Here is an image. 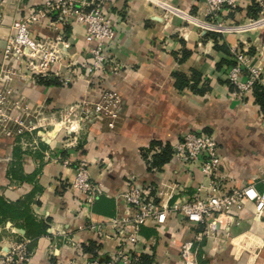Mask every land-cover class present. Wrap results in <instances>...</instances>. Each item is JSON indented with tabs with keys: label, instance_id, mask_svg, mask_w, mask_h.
Returning a JSON list of instances; mask_svg holds the SVG:
<instances>
[{
	"label": "crops",
	"instance_id": "crops-1",
	"mask_svg": "<svg viewBox=\"0 0 264 264\" xmlns=\"http://www.w3.org/2000/svg\"><path fill=\"white\" fill-rule=\"evenodd\" d=\"M45 1H9L0 28V47L12 35L13 22L35 12ZM77 1L101 8L114 22L116 37L111 43L110 64L117 61L121 69L107 73L103 87L124 99V114L114 131L91 123L75 135V141L66 143V135L61 133L56 140L46 142L45 148L39 145L36 150L32 142L37 135L28 138L31 147L18 139L0 137V195L18 201L33 193V219L46 226L30 243V264H85L89 259H111L120 241L107 237L113 231L94 232L90 226H104L124 214L117 198L129 188L132 176L153 187L161 182L175 184L179 191L176 198L191 196L198 184L209 182L199 170L184 172L172 159L162 170L149 171L141 151L152 142L171 145L190 131L213 134L224 161V191L250 183L260 191L264 189L260 180L264 175V114L252 94L244 102L233 97L234 91L224 78L229 67L226 61L231 62V57L215 46L218 41L219 46L225 44L230 50L243 47L253 56L264 46V23L249 24L250 29H243L247 32L221 34L203 29L224 30L204 23L205 0ZM156 3L170 11L169 18ZM254 5L260 8L258 17L263 16L256 0H242L235 9L223 12L221 22H249ZM49 22L42 19L33 25L32 36L40 40L56 36ZM65 33L72 44L70 57L79 63L74 84L60 81L66 70L58 64H53L45 77L21 66L13 85L14 100L42 107L47 113L84 99L98 100L97 89H90L85 81L84 65L91 60L85 27L75 23L66 27ZM185 77L194 80L187 85ZM40 80L56 81L59 86H44ZM64 160L70 164L64 165ZM83 160L90 164L92 179L103 186V194L95 203L104 199V207L98 205L101 213L95 212L96 205L89 207L72 186L75 167ZM13 174H22L25 179ZM238 219L239 225L218 251L212 249L210 241L197 244L201 264H264V213H257L248 203ZM199 231L174 214L162 226L149 223L142 227L135 248L137 264L143 255L149 256L152 264L177 262L182 243ZM90 244L92 251L86 252ZM8 248L7 242L0 240V252L6 253Z\"/></svg>",
	"mask_w": 264,
	"mask_h": 264
},
{
	"label": "built area",
	"instance_id": "built-area-1",
	"mask_svg": "<svg viewBox=\"0 0 264 264\" xmlns=\"http://www.w3.org/2000/svg\"><path fill=\"white\" fill-rule=\"evenodd\" d=\"M9 1L0 0V28L4 24V8ZM241 1L205 0L207 22L204 23L223 27L224 30L203 29L222 34L246 31L238 29L241 26H228L221 22L223 12L235 9ZM256 2L264 10V0ZM263 18L264 15L258 20ZM42 19H50L49 26L55 28L56 36L41 40L32 36V26ZM256 21L250 20L245 26ZM75 23L85 27V42L91 57L90 62L84 65L85 81L90 89H97L98 100L92 102L84 99L52 113H47L42 107H33L24 100H14L13 85L21 66H25L33 75L45 77L51 66L58 64L60 69L66 70L65 77L60 81L66 85L74 84L75 68L79 63L70 57L72 44L66 37L65 28ZM11 29L12 35L0 47V137L18 139L22 145L31 147L28 138L37 135L36 141L32 142V148L36 150L40 143H50L61 133H65L66 143L72 139L75 141V135L91 123L111 131L117 128L124 114L125 102L117 92L103 87L105 75L121 69L117 61L110 64L111 43L116 37V27L106 12L91 4L79 5L77 0H47L35 12L18 17ZM231 52L233 65L225 69L224 78L235 87L233 97L244 102L256 83L264 86V46L253 56L243 47L233 48ZM15 63L19 66L15 67ZM49 126L52 128L50 131ZM39 128L42 130L38 131ZM171 150L172 160L177 161L184 172L197 169L209 182L198 184L191 196L176 198L179 191L175 184L161 182L153 187L138 182L132 176L129 188L117 198L125 208L124 214L114 217L104 226L94 223L90 226L94 232L113 231L112 236L106 233L107 237L119 240V247L111 259H89L85 264H137L135 248L140 242L142 227L151 222L162 226L172 214L200 229L196 237L182 243L180 258L173 264H201L198 260V243L210 241L212 249L218 251L220 245L231 237L233 228L239 225L238 214L248 203L254 205L257 213H264V189L258 190L255 184L224 191L227 184V180L221 176L224 161L213 134L190 131L172 143ZM159 152L156 149L152 154ZM151 157H148L146 164L148 169L156 172L158 169L151 167ZM63 163L69 165L70 161L64 160ZM260 180L264 184V175ZM72 186L84 197L89 207L103 194L102 184L92 179L90 164L85 160L75 167ZM6 229L17 240L7 242L9 248L3 254V259H6L7 264H30L31 240L25 238V231L14 228L11 223L7 224Z\"/></svg>",
	"mask_w": 264,
	"mask_h": 264
},
{
	"label": "trees",
	"instance_id": "trees-1",
	"mask_svg": "<svg viewBox=\"0 0 264 264\" xmlns=\"http://www.w3.org/2000/svg\"><path fill=\"white\" fill-rule=\"evenodd\" d=\"M251 11H253L252 14L249 13V15H251V18L253 19L258 18L259 16L258 13L260 12V8L258 7V5H254L253 7H251L250 12ZM211 36H213L215 39L217 38V35L212 34ZM215 46L218 50L223 51L227 56L231 57L230 60L231 62L229 61L226 62L228 66H232L233 61H232L231 50L227 48L225 44L219 46L218 41H216ZM176 77H178V80H180V75H177ZM185 79L188 85L194 80V77H192L191 79L185 77ZM39 83L44 86H59V83L56 81L40 80ZM225 83L229 86L231 91L235 90V87L232 86L228 81H226ZM251 94L255 99V103L260 107L261 112L264 114V86H262L260 83H256L252 89ZM40 145L43 146V148H45L46 143L42 142L40 143ZM156 149H159L160 152L152 154L153 151H155ZM141 153L146 163L148 161V157L151 155L152 156L151 167L157 168L158 170H162V168L166 164H168L172 159L171 145L170 144L164 145L161 142H152L151 146L148 149L145 150L143 149ZM148 170L151 171L150 168ZM13 177L19 178L21 180L25 179L22 174H13ZM32 198H33V193L28 195L24 199H20L18 201H11L8 200L5 196L0 195V229L5 228L8 223H11L14 228L23 229L25 231V238L31 241L40 232L45 231L46 226L37 223L33 219L34 216L32 214V209H31ZM102 200L104 199L101 198L100 199L101 202L100 201L98 202L99 204L98 203L97 205L94 204L96 205L94 209L95 212L97 213H101L98 205L104 207V205L102 204L103 202ZM91 246L93 245L90 244L88 247H86L85 251L91 252L92 251ZM29 250L31 251L30 245H29ZM140 264H152V259L147 255H143L141 256Z\"/></svg>",
	"mask_w": 264,
	"mask_h": 264
},
{
	"label": "rangeland",
	"instance_id": "rangeland-1",
	"mask_svg": "<svg viewBox=\"0 0 264 264\" xmlns=\"http://www.w3.org/2000/svg\"><path fill=\"white\" fill-rule=\"evenodd\" d=\"M157 5V4H156ZM157 7L159 8V9H161L162 10V12H165V14H166V16L169 18V16L171 15L166 9H162L161 7H159V5H157ZM259 18H261V17H258V18H255V19H253L252 18V20H254V21H256V20H258ZM207 22V21H206ZM222 23H224V22H222ZM246 23L248 24L249 22H242V23H237V24H234V25H228V26H245L246 25ZM227 25V24H226ZM248 31H251V30H248ZM208 32H210V30H208ZM244 32V31H243ZM245 32H247V31H245ZM222 34V33H221ZM225 34H233V33H225ZM234 34H237V33H234ZM52 128L49 126L48 127V131H50ZM39 130H42V128H39L38 129V131ZM0 236H3L4 238L2 239H0V240H5L6 242H8V241H16L17 240V238H16V236L15 235H13V234H11L10 233V231L9 230H7L6 229V227L5 228H3V229H1V235ZM19 241V240H18ZM1 250V249H0ZM5 253V252H4ZM3 252H0V264H7V261H6V259L4 260L3 259V254H4ZM7 253V252H6Z\"/></svg>",
	"mask_w": 264,
	"mask_h": 264
},
{
	"label": "bare ground",
	"instance_id": "bare-ground-1",
	"mask_svg": "<svg viewBox=\"0 0 264 264\" xmlns=\"http://www.w3.org/2000/svg\"><path fill=\"white\" fill-rule=\"evenodd\" d=\"M260 23H264V18L261 19V20L256 21L253 25L261 26ZM250 27H252V25H249V26H247L245 28H242L241 30H243V29H250Z\"/></svg>",
	"mask_w": 264,
	"mask_h": 264
}]
</instances>
